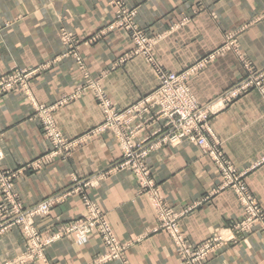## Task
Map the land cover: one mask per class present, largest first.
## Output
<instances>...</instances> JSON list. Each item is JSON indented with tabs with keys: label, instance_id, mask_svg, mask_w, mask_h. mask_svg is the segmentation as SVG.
Segmentation results:
<instances>
[{
	"label": "crops",
	"instance_id": "crops-1",
	"mask_svg": "<svg viewBox=\"0 0 264 264\" xmlns=\"http://www.w3.org/2000/svg\"><path fill=\"white\" fill-rule=\"evenodd\" d=\"M120 1L137 9L138 24L158 38L155 55L167 70L182 73L215 54L189 83L200 104L215 100L245 74L241 56L264 69V0H0V21L9 23L0 34V75L13 68H41L31 81L30 98L15 92L0 99L4 170L18 169L51 150L35 118L36 106L53 105L78 94L84 85L77 60L64 56L63 30L72 34L88 80L98 83L117 108L126 109L158 88V79L143 58L121 63L133 50L126 34L114 31L96 44L88 41L113 23V4ZM228 35L235 36L236 48L217 53ZM80 94L54 114L57 128L70 140L104 123L93 90L87 88ZM211 132L236 169L253 168L264 156V97L252 91L237 99L213 117ZM121 158L119 144L106 133L79 147L70 159L19 178L14 189L24 204L32 205L63 191L74 180L102 175L99 184L89 188V198L107 213L122 243L136 240L126 251V263L106 264H184L171 237L153 232L155 215L148 199L139 195L136 177L127 171L108 173ZM148 164L163 196L178 211L220 186L212 159L190 142L161 148L149 156ZM246 182L264 209V165L248 172ZM84 213L81 200L72 198L42 223L71 221ZM242 218L235 193L224 190L189 212L180 225L190 243L197 244ZM245 239L224 244L206 264H264V237L246 235ZM23 251L19 229L0 238V264ZM104 251L96 237L84 244L69 237L51 246L45 260L32 264H91Z\"/></svg>",
	"mask_w": 264,
	"mask_h": 264
},
{
	"label": "built area",
	"instance_id": "built-area-1",
	"mask_svg": "<svg viewBox=\"0 0 264 264\" xmlns=\"http://www.w3.org/2000/svg\"><path fill=\"white\" fill-rule=\"evenodd\" d=\"M116 8H118L117 20L119 21H116L110 28H121L129 35L134 46V50L130 55L131 58H143L152 68L158 79L159 86L132 106L126 109H119L109 99L98 83L92 84L88 80L87 88L93 90L95 100L98 102L103 113L104 123L102 126L89 131L83 137L74 140L67 139L55 127L56 125H54L53 121L54 108L37 105L35 118L39 121L44 135L52 147L47 153V158L64 160L66 158L65 155L70 157L82 145L98 136L109 133L113 135L122 150V158L115 165L116 169L114 170L117 171L121 168L124 171L132 172L134 175L138 174L141 181L140 185H150L153 191L157 192L153 181L149 180L150 171H148L149 169L147 170L149 168L146 165L147 158L164 146L177 147L184 142H190L199 147L216 164L221 173V189H232L237 194L244 208L245 221L254 223L264 222V209L251 196L245 182L244 178L248 174L247 171L240 172L231 164L224 154L221 144L214 139L211 132L213 117L221 113L237 99L252 91H258L264 97V69H258L252 63L246 62L244 58L240 57L245 66V74L235 85L222 93L218 98L206 104H200L192 94L189 83L209 61L213 60L215 55L210 56L207 60L199 62L182 73L169 72L157 62L154 56L156 41L137 24V12L120 3L116 5ZM100 37L101 35L93 40L96 41ZM235 39V36H231L227 49L236 48ZM67 40L69 42L66 43L74 48L72 37L65 36V41ZM223 49L226 50V48ZM36 74L37 71H29L26 72V75L17 73L12 79L3 78L0 80V96L16 91L20 85H23L24 87L20 88V90L22 89L26 96L30 98V84ZM82 91L83 89H80V92ZM2 158L3 154L0 151V161ZM261 160V162H264V156H262ZM261 162H257L255 167L260 166ZM16 176L12 172H4L0 169V191L4 195V198H6L5 203H1L0 205V222H3L0 230H6L0 231V235L17 226L23 227L28 233L31 218L37 214L48 215L56 203V200L50 198L39 208L25 211L23 209L24 206L19 202L18 196L12 191ZM150 178H152L151 173ZM81 183L83 185H80L86 188L90 184ZM160 202L159 196L155 195V206H158ZM160 217L165 223L164 229L172 233L183 246V251L186 252L188 249L185 246L186 242L183 236L180 235V232L174 231L178 230L175 226L171 229L166 223V220H169V225L177 224V216L171 217V214H165L162 211ZM76 227L72 232H77L78 235L80 233L81 236L79 237H84L82 241L86 240L85 236L92 233V229L89 227L82 226L84 230L80 226ZM239 227L240 225L237 228ZM247 229L249 230L250 228H245L244 231L248 232ZM102 231L106 234L105 242L115 246L116 243L113 240L114 233L109 225L102 227ZM56 238H61V234L57 233ZM216 241L219 245L217 248H220L227 242L235 241L233 232L228 230L217 238ZM121 246L117 244L113 249V253L107 256L106 260L111 261V258H120ZM210 249L213 248L208 246L204 251H199L198 253L195 250H189L190 254L188 257L195 258L196 256L205 254L201 256L204 259L206 254L211 252Z\"/></svg>",
	"mask_w": 264,
	"mask_h": 264
},
{
	"label": "rangeland",
	"instance_id": "rangeland-1",
	"mask_svg": "<svg viewBox=\"0 0 264 264\" xmlns=\"http://www.w3.org/2000/svg\"><path fill=\"white\" fill-rule=\"evenodd\" d=\"M118 3L125 5L121 1L120 2H114L113 5L115 7V10H114V16L115 17H114L113 23L108 28L99 30L100 32L97 33L94 37H90L89 40H88L89 43L96 44L100 40H102L105 36L109 35L111 32H114V31H121V32H123L124 34H126L129 37V35L125 31H123V29H121V28H118V29H111L110 28L116 21H119V20H117L118 8H116V5ZM129 9H132V10L137 12V9H133V8H129ZM137 14H138V12H137ZM136 21H137V17H136ZM137 24H138V22H137ZM8 26H9V23L0 21V34ZM142 29L145 30L147 32V34L152 39H154L156 41V44H157L158 38L151 36L147 29H144V28H142ZM70 35H72V34H69L65 30H63L62 33H61V36H63V40H62L63 44L66 47V54L64 56L65 57L71 56V57H74L77 60L78 65H79V69L81 70V72H83V76L86 79V80L84 79V85H83V87H81V89L86 90L87 89L86 84L88 83V78L86 76L87 75V69H86L85 63L78 58V55H76L75 49L70 44L66 43V42H69V41L68 40L65 41V36L68 37ZM100 35H101V37L98 38L96 41L93 40L94 38H97ZM231 36L232 35H228L227 36V43L225 44V46L220 48L217 51V53L221 52V50H223V52H225L227 50H232V49H227L229 44H230ZM156 44H155V46H156ZM223 48H226V50H224ZM133 50H134V46H133ZM133 50H132V52H133ZM131 53L128 54L127 59H123L121 61V63H124V62H126V60L130 59L131 58V56H130ZM212 55H215V54H212ZM154 56L156 58L155 47H154ZM209 57H207V58H205V59H203L201 61L207 60ZM132 58H135V57H132ZM242 58H244V60L247 62V59L245 57H242ZM156 60L164 68V66L158 61L157 58H156ZM43 68H45V66ZM40 69H41L40 67L39 68H29V69H26V68H13L12 70L6 72L5 74L0 75V80H2L3 78L12 79V78H14V75L17 74V73H23V75H26V72H29V71H37V74H38ZM151 70H152V68H151ZM187 70H185V71H187ZM167 71H169V70H167ZM169 72H171V71H169ZM22 87H24V86L20 85L19 88L16 89V91H13L11 93L5 94L4 96H0V99L4 98L7 95L13 94L15 92H21V93L25 94L24 91H22V89L20 90V88H22ZM77 93L78 94H74L72 96L65 97L62 100L57 101L53 105H49V106L45 105V106L49 107V108H51V107L54 108L53 109V113L55 114V112H57V110L59 108H61L65 104H67V102L69 100H72V99L78 97L79 95H81L80 94V87H79ZM105 94H106V92H105ZM94 97H95V95H94ZM97 104H98V102H97ZM39 106H44V105H39ZM54 114H53V116H54ZM53 121H54V125H56L54 117H53ZM102 124L100 126H102ZM55 127H57V126H55ZM90 131H92V130H90ZM83 136L84 135H82L80 137H83ZM168 147H172V146H168ZM0 151L3 154V150L1 149V147H0ZM72 156H73V154L70 157L68 155H65L66 158L64 160L70 159ZM46 158H47V154H45L44 156H42V157H40V158H38L36 160H33L32 162H30L28 164H25L24 166H22V167H20L18 169H15V170H4L2 168V162L4 160V154H3L2 160L0 161V169L2 171H4V172H12V174H16L17 175L16 178L14 179L13 190L12 191L14 192V194H16L18 196L19 202L24 206L23 209L25 211L28 210V209L35 210V209L39 208L44 202L48 201L50 198L56 200V203L53 206V209L51 210V212L48 215L37 214V215H35V216H33L31 218V223L28 222L30 224L28 226V231H29L28 233L25 231V229L23 227L17 226V227H14L11 230L9 229V231H7V232H5V233L0 235V238H2L6 234L11 232L12 230L19 229L21 231V234L23 236V241H24V251L21 253V255L18 256L17 258H15L14 260L7 261L5 264H32V263H35L36 261H39V260H45L46 252L51 246H53L55 243L59 242L60 240H63L65 238H69V237L75 238V240L79 244H84V243L88 242V240L91 237H96V238H98L101 241V244H102V246H103L105 251L103 253H101V254H98L93 259L91 264H106L108 262L116 261V260L126 263V251H127V249L130 247V245L133 242L134 243L136 242L135 238L133 240H131L129 243H122L120 241V239L118 238V236L116 235V233L114 232V228L111 225V222H110V220L108 218L107 213L99 206V204L97 202H95V201H93L92 199L89 198V194H88L89 188L90 187L91 188L96 187L99 184V181L102 178V175L101 176H94V177H91L90 179H87V180H80V181L79 180H74V182H72V184H70V186H68L67 188H64L63 191L55 193V194L47 197L46 199L42 200L41 202H38L37 204H32V205L24 204L22 198L20 197V195L14 189L15 182L19 178L24 177L28 173L38 172V171L42 170L43 167L48 166L50 164H53V163L61 160V159H58V158L57 159L56 158H50V159L47 158V161H46ZM148 158H147L146 165L149 167V168H147V170L149 169L148 171H150L149 172V180L153 181L154 187L157 190V192L159 191V193L153 191V188L150 185H146V186L140 185L141 184L140 176L138 174L134 175L132 172H130V173H132L136 177L137 184H138L139 195L145 196L148 199V201H149V203H150V205H151V207L153 209V212H154V215H155V220H156L155 226L153 228V232L154 233H164V234H167V235H169L171 237V239L173 240V243L175 245V248H176V254H177V256L179 257V259L181 260L182 263H184V264H206L208 262V260L212 256H214L216 254V252L223 246L222 245L220 248H217L219 245L217 244L216 239L219 238L220 236H222L223 234H225L228 230H231L233 232V237H234L235 241L227 242L225 244H230V243L238 244V243L244 242L246 240L245 239L246 235L259 234V235L264 237V222L254 223V222H250V221H248V222L245 221L246 217H245V214H244V208H243V205L240 202L237 194L232 189H224V190H232L235 193V195L238 198V201L240 203L241 210L243 212V218L240 221L234 222L231 225H229L223 231V233H219L218 235H215V236H213L211 238H208V239H206V240H204V241H202L200 243L191 244L190 241L188 240L185 232L182 230L180 222L189 212H191V211L197 209L198 207L202 206L203 204H205V202H208V200H210L215 194H217V193H219L221 191H224V190L221 189V186H222L221 173H220V171L218 169L219 174H220V186L217 188V190H215L214 192H211L210 194H208L207 196H205L204 198H202L200 201H198L197 203L193 204L189 208L183 209L182 211H178V210H176L175 207H172L167 202L166 198L163 196V194L161 192V189H160V186L158 185V183H157V181H156V179L154 177V173H153L152 169L150 168V166L148 164ZM261 161L262 160L260 159L259 162H261ZM213 163H214V161H213ZM214 165L216 166L215 163H214ZM261 165H264V162H261ZM260 166H258V167H260ZM115 167L116 166H114L113 168H110V170H108V173L115 171L114 170V169H116ZM255 169H257V167L253 166V168H250V169L247 170V173L251 172V171H254ZM118 171L120 172V171H124V170L119 168L117 170V172ZM127 172H129V171H127ZM150 173H151V177L152 178H150ZM244 179H245V182H246V178H244ZM81 182H83L84 184H87V183H90V184L86 188V187L82 186L83 184ZM80 184H82V185H80ZM246 184H247V182H246ZM247 187H248V185H247ZM248 190H249V188H248ZM249 193L257 201V199L250 192V190H249ZM154 194L156 196H159V198H160L161 202L159 203L158 206H155V195ZM0 196H1V199H0V205H1V203H5L6 198H4V195L1 193V191H0ZM72 198H79L81 200V202L83 203V206H84V209H85V213L81 217H79L77 219H74V220H71V221H64V222H61V223H51V222L42 223V221H45L47 218L49 219V217L51 216V213L53 212V210L55 208H57L61 204H65L67 201H69ZM162 211L165 214H171V217H173L174 215L177 216V218H178L177 224L169 225L170 224L169 220H166V223L168 224L169 228H171V229L173 228V226H175L178 230H174V231L180 232V235L183 236V238H184V240L186 242L185 246L188 249L186 252L183 251V246L176 240V238L172 235V233L171 232L169 233V232H167L164 229L165 228V223L162 221V219L160 217L162 215ZM51 224H55V225H51ZM1 225H3V222H0V228H1ZM108 225H109V227L112 229V231L114 233L113 234L114 235L113 240H115V243H116L115 246H112L111 244H107L105 242L106 234L103 233L102 227H105V226H108ZM238 225H240L239 228H237ZM22 226H24V225H22ZM76 226L89 227V228L92 229L91 230L92 233L90 235L85 236L86 237L85 241H82L83 240L82 238H84L83 236L79 237V236H81L80 233L78 235L77 232L76 233L72 232L74 228H77ZM83 227H82V230H84ZM245 228H250V229L249 230L247 229L248 232H246V231H244ZM5 230L6 229H1L0 231H5ZM57 233L61 234V238H56ZM117 244H119L120 246L124 245V246H121L122 247V251L120 253V258H111V261L110 260L107 261L106 257L113 253V249L117 246ZM208 246H211L213 249H210L211 252H208L206 254V256L204 257L205 260L201 257V256H204L205 254H202L200 256H196L195 258H189L188 257V255L190 254L188 252L189 250L190 251L195 250L196 253H198L199 251L200 252L204 251V249L206 247H208ZM111 247H112V249H111ZM196 258H198V259L196 260ZM203 260H204V262H203ZM193 261H196V262H193Z\"/></svg>",
	"mask_w": 264,
	"mask_h": 264
},
{
	"label": "bare ground",
	"instance_id": "bare-ground-1",
	"mask_svg": "<svg viewBox=\"0 0 264 264\" xmlns=\"http://www.w3.org/2000/svg\"><path fill=\"white\" fill-rule=\"evenodd\" d=\"M110 99V98H109ZM111 100V99H110Z\"/></svg>",
	"mask_w": 264,
	"mask_h": 264
}]
</instances>
